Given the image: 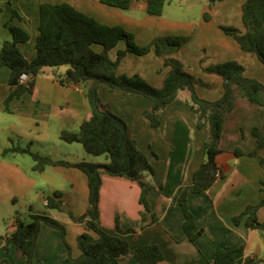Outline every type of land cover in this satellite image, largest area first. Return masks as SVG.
Here are the masks:
<instances>
[{
    "label": "crops",
    "instance_id": "0c3cea01",
    "mask_svg": "<svg viewBox=\"0 0 264 264\" xmlns=\"http://www.w3.org/2000/svg\"><path fill=\"white\" fill-rule=\"evenodd\" d=\"M63 1L50 0L53 4ZM187 1L166 0L163 14L157 16L147 12L148 0H132L129 9L124 11L96 0H68L69 3L76 2L80 11L104 24L123 26L135 35L140 46L158 36H190L192 41L187 44L189 46L176 50V56L191 75L203 79V86L196 88L202 98L217 100L223 94V80L203 69L212 64L238 61L245 68L247 77L264 83V64L256 54L244 52L238 41L223 29V26L234 27L241 33L246 32L242 13L247 0H220L213 4L203 0L198 15L189 12L191 9L189 3H185ZM42 2L36 1L30 10L27 7L29 3L19 1L26 22L24 28L30 33L31 24L33 32L27 42L18 45L28 59H33L37 53L35 43ZM0 3L5 4V1L0 0ZM168 7H171L170 13L167 12ZM0 13H4L1 6ZM206 14H209L208 18ZM34 26H37V32ZM8 38L11 41L12 34ZM33 43L34 46H30ZM3 45L0 42V48ZM118 45L109 51L112 59L117 57L119 50H123H118ZM99 48L96 46L97 50ZM123 48H126L125 42ZM136 56L142 57L127 53L118 73L140 74L145 78L151 76L155 80L154 86H161L170 66L158 73L160 59L153 64V68H149L151 71H143L142 67L129 65ZM67 70L68 66L43 68L36 77L33 92L14 98L6 106L5 101L12 90L9 84L11 70L7 66L0 67V264H8L3 263L4 260H8L9 264H24L15 245H12L10 253L4 251L5 238L17 228V216L25 222L31 221L32 214H47L56 218L66 227V240L72 256L79 257L82 253L78 237L88 228L86 223L74 221L68 211L80 216L90 206L86 173L79 168L62 165L37 171L29 154L4 153L6 148L19 146L69 162H108L105 155L106 161H96L86 150L84 154L82 148L74 146L76 142L68 143L60 137L64 130H78L92 116L87 98L90 82L62 84L57 78H65ZM106 89L109 90L100 88L99 94ZM110 95L115 98L114 93ZM187 96V92H181L161 112L159 127H153L146 116L145 112L151 110L152 103L143 95L124 98L119 111L111 107L126 120L155 172L145 173V179L153 186L148 197L151 212L147 213L146 220L141 215L145 208L140 201L141 187L138 182L104 173L99 202L100 226L113 234H119L117 225L124 231L134 229V232L121 234L132 249L158 244L164 259L157 264H212L218 250L236 248H241L236 255V264H243L248 257L263 258V233L247 227L245 220L236 225L233 217L264 196V169L258 157L248 155L255 147L252 129L264 124V107L238 97L235 108L225 116L220 141L222 152L216 159L221 176L206 191L189 197V206L196 215L198 228L204 229L193 243L184 232V215L178 198L205 160L204 143L209 130L196 126V115L186 102ZM236 150L244 154L237 155ZM57 191L63 193L62 211L47 207L48 197ZM153 214L157 221H153ZM258 218L264 222V206L259 209ZM64 250L61 230L42 223L35 248V264H63ZM128 260V255H121L119 264H128Z\"/></svg>",
    "mask_w": 264,
    "mask_h": 264
},
{
    "label": "trees",
    "instance_id": "16d2710c",
    "mask_svg": "<svg viewBox=\"0 0 264 264\" xmlns=\"http://www.w3.org/2000/svg\"><path fill=\"white\" fill-rule=\"evenodd\" d=\"M99 1L120 10H127L132 0ZM209 1L213 4L220 0ZM148 3L149 14L157 16L163 14L166 0H148ZM39 13V34L35 43L37 53L33 59H28L18 47L20 43L30 39V33L22 26L11 25L12 40L6 41L0 48V67L7 66L11 70L9 84L12 90L5 104L8 106L14 98L33 92L36 77L43 68L68 66L65 78L58 76L57 79L62 84L79 85L90 82L87 98L92 116L85 120L78 130H64L60 137L68 143H81L91 155H105L108 162L96 163L86 160L69 162L34 152L29 147L6 148L4 153L29 154L34 161L33 168L37 171L57 165L82 170L88 176L90 206L80 216L74 215L71 210L68 211L74 221L84 222L88 228L87 232L78 237V245L82 251L79 257L72 256L70 252L65 225L47 214H32L30 222H25L17 216L16 230L5 238V253H10L12 245H15L24 264H35L37 239L42 223H46L62 232L66 254L63 264H119V258L124 254L129 256L128 264H157L164 259L163 251L156 243L132 249L129 241L121 234L134 232V229L124 231L117 225L119 234H113L100 226L99 202L104 173L138 182L141 187L140 201L145 208L141 215L143 220H146L147 213L151 212L148 197L153 186L145 179V173L155 172L148 155L139 147L126 120L101 100L99 89L104 85L122 97L143 95L149 99L152 108L145 114L153 127L161 125V112L175 101L182 91L188 93L186 102L196 115V126L199 129L209 130V136L204 143L205 160L194 172L192 182L183 188L178 198L184 215V232L191 242L196 243L204 229L198 228L196 215L189 206V197L206 191L217 181V171L220 167L216 159L222 152L220 141L225 116L235 108L238 97H244L264 107V83L247 77L243 65L235 60L205 66L203 68L205 72L215 74L224 83L221 98L208 100L199 96L195 87V77L186 71L184 64L179 59L171 57L165 59V65L170 66L169 72L164 77L162 85L155 87L140 74L118 73L119 65L127 53L143 55L151 49L150 46H139L135 35L123 26L101 23L80 11L76 2L61 4L45 2L40 5ZM205 16L208 18L209 14ZM242 18L246 27L245 33H241L234 27L223 26V29L238 41L244 52L256 54L264 64V0H247L243 4ZM164 40L169 44L176 43L180 46L186 38L167 36ZM120 41L126 43V48L119 50L117 57L112 59L109 51ZM96 45H101L102 50L98 51ZM152 46L160 52L156 42ZM23 74L28 75L25 81L21 80ZM252 135L255 147L248 155L258 157L264 169V124L261 127H254ZM236 153L244 154L241 150H236ZM262 190L264 191V181ZM263 206L264 196L258 203L249 204L240 214L234 216L233 222L239 225L245 220L247 227L260 230L264 238V222L258 218V211ZM47 207L51 210H64L63 193L57 191L48 197ZM152 216L153 221H157L156 216L154 214ZM240 251L241 248L220 249L211 263L236 264V255ZM6 262L9 264L8 260L3 261V263ZM243 264H264V257H248Z\"/></svg>",
    "mask_w": 264,
    "mask_h": 264
},
{
    "label": "rangeland",
    "instance_id": "374dc122",
    "mask_svg": "<svg viewBox=\"0 0 264 264\" xmlns=\"http://www.w3.org/2000/svg\"><path fill=\"white\" fill-rule=\"evenodd\" d=\"M4 1H5V4L0 3V6L3 7V10H4V13H0V42L2 44H4L6 41H8L7 39H9L8 36L11 34V31H10V26L11 25L15 24V25L22 26L23 28L26 25V22H24V13L22 12V8L20 7L19 1L22 2V3H24V2L25 3L26 2L29 3V6H27V7H28V9L31 10V7H32L33 3H35L36 1H40V0H4ZM41 1H43L42 3H45V2L46 3H51L50 0H41ZM55 1L59 2L60 0H55ZM96 1H99V0H96ZM65 2H68V0H65V1H63L61 3H65ZM201 2H203V0H189V1L185 2V3H187V5L189 3V5H190L189 7L191 9V11H189V12H191V14L195 15V14L201 12V10H200ZM61 3H55V4H61ZM27 7H25L24 9H27ZM6 8L8 10H6ZM122 11H124V10H122ZM170 11H171V7H168L167 8V12L170 13ZM87 15L90 16L89 14H87ZM90 17H93V16H90ZM93 18H95V17H93ZM101 23H103V22H101ZM29 27L31 28L30 33L32 34L33 32H32L31 24H30ZM34 27H35L36 32H37V26H34ZM167 36L168 37H177L179 35L169 34V35L158 36V37L154 38L153 40H151L147 44L143 45V47L150 46L151 47L150 51L148 53H146V54H143L142 57H139V56L134 57L135 61H130L129 65H131L132 67H139V68L142 67L143 71L144 70L151 71L149 68H153V64L154 63L157 64V62L160 61V59H161L162 60L161 65H160L161 67H159L157 69V72L161 74L164 71V68L166 67L165 59L166 58H171V57L177 59L176 55H178V54L176 53V50H179L180 48L185 47V46H189L187 44L192 41V38L190 36L181 35L182 37H185L186 40L180 46H177L176 43H171V44L167 43V41L164 40ZM155 42L159 45L160 52H157L156 48H154V46H152ZM123 45H124V41L119 43L118 50L119 49H124ZM30 46H34V43L31 44ZM96 46L100 47L98 51L102 50L101 49L102 48L101 45H96ZM28 47H29V45L27 46V48ZM204 62H205V60H203L202 63H204ZM167 73H165L164 77L167 75ZM147 75H150V74H147ZM146 77L147 78H145V77L144 78L147 80V82H149L151 85L154 86L155 85L154 84V82H155L154 78L151 77V76H146ZM194 77H195V87L196 88H197V86L198 87H202L203 86V82H204L203 79L197 78L196 76H194ZM103 87L104 88L105 87L109 88L106 85L102 86L101 88H103ZM109 90L106 89L105 91H103L102 94H99L100 98H101V100L104 103L108 104L113 109L119 111L120 110L119 106L122 105L121 101L125 100L124 98H126V97H122L119 93L113 92V91H109ZM110 93H114L115 98L112 97L110 95ZM182 93L185 94L186 91H182ZM127 97H129V96H127ZM107 102H110V104L107 103ZM141 143H143L142 140H141ZM74 146H78V148H82V152H84V154H86L85 153L86 151H85V149H84V147H83V145L81 143H76V144H74ZM92 156H93V158H95L96 161H103V162L106 161V158H105L104 155H101V156L92 155ZM1 223H2V215L0 216V224Z\"/></svg>",
    "mask_w": 264,
    "mask_h": 264
},
{
    "label": "built area",
    "instance_id": "2783aa9c",
    "mask_svg": "<svg viewBox=\"0 0 264 264\" xmlns=\"http://www.w3.org/2000/svg\"><path fill=\"white\" fill-rule=\"evenodd\" d=\"M27 78H28V75H27V74H23L22 77H21V80H22V81H25V80H27ZM220 176H221V170L219 169V170L217 171V178L219 179Z\"/></svg>",
    "mask_w": 264,
    "mask_h": 264
}]
</instances>
